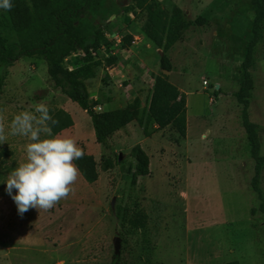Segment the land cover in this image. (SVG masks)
I'll list each match as a JSON object with an SVG mask.
<instances>
[{"label":"rangeland","instance_id":"1","mask_svg":"<svg viewBox=\"0 0 264 264\" xmlns=\"http://www.w3.org/2000/svg\"><path fill=\"white\" fill-rule=\"evenodd\" d=\"M156 1L168 12L180 9L192 22L165 53L173 71L168 81L186 101V136L177 143L170 115L161 126L133 121L110 138L121 159L115 163L110 157L111 165L105 169L100 159L104 151L95 142L89 116L53 88L43 60L21 57L9 67L0 65L4 76L0 116L6 129V139L0 141V264H264V211L259 209L264 204V170L259 197L250 187L254 162L241 126V105L232 96L251 38V0ZM135 12L112 16L102 24L108 44L98 56L88 60L77 50L66 58L65 66L88 74L86 90L90 99L99 94V111L112 109L102 106L107 92L115 93L110 98L123 100L136 90L143 122L152 79L162 73L158 59L162 52L142 34L145 12ZM0 18H6L3 9ZM0 35L10 46L16 43L10 27H1ZM124 35L137 37L136 45L121 48L122 41L117 44L115 37ZM133 53L145 66L133 61ZM110 56L127 58L117 88L103 72ZM248 71L253 80L248 119L257 126L264 156V21ZM142 76L145 83H140ZM127 85L134 89L125 91ZM41 102L68 112L73 126L58 134L72 136L93 157L98 180L87 184L79 174L73 192L52 209L30 208L21 216L5 181L24 162L29 141L8 134V125L16 114L34 111ZM135 145L148 157V174L131 184L135 162L130 150ZM133 210L146 213L144 231L133 233L123 221L124 213Z\"/></svg>","mask_w":264,"mask_h":264},{"label":"trees","instance_id":"2","mask_svg":"<svg viewBox=\"0 0 264 264\" xmlns=\"http://www.w3.org/2000/svg\"><path fill=\"white\" fill-rule=\"evenodd\" d=\"M12 3L13 8L5 11L6 18H0V28L10 27L15 35L16 43L10 46L0 35V65L9 67L21 57L43 60L53 88L58 89L89 116L95 142L104 151L100 159L105 169L111 165L110 157L115 163L118 162V155H115L112 149L110 138L133 121L144 126L150 122L161 126L166 115H170V125L176 134L174 142L177 143L185 138V94L171 85L167 76L159 73L153 77L151 94L143 111L142 122L139 118L141 101L138 97L133 98L121 108L94 111L98 101L90 99L86 90L84 80L87 79L88 74H79L76 68L69 70L65 66L66 58L77 50H83L88 60L92 59L88 51L98 56L101 48L108 44L102 24H105L112 16L117 18L127 13L136 15L137 9L146 14V21L142 27L143 36L162 52V55L158 56L161 69L170 71L165 53L192 23L183 11L173 7L171 12H168L159 7L156 0H128L125 6L114 0H12ZM251 7L254 11L251 38L243 52L239 87L232 96L241 105V126L245 133L249 156L254 162L250 187L260 197L258 184L261 172L264 170V156L260 154L257 126L249 121L247 109L253 87V80L248 69L253 64V51L260 40L264 5L261 0H251ZM89 16L100 25H94L88 19ZM121 41V48L127 49L132 36L124 35ZM115 62L114 56L108 57L105 61L107 66ZM3 85L4 76H0V92ZM50 115L58 121V124L53 127V135L73 126L70 115L62 109H50ZM130 156L135 162L131 184H135L137 177L148 174L149 161L139 145L131 148ZM74 163L87 184H93L98 180V169L92 156L84 153L83 157ZM259 209L264 211V204H260ZM123 221L133 233L144 231L147 215L143 210H133L124 213ZM221 264H238V262L230 261Z\"/></svg>","mask_w":264,"mask_h":264},{"label":"clouds","instance_id":"3","mask_svg":"<svg viewBox=\"0 0 264 264\" xmlns=\"http://www.w3.org/2000/svg\"><path fill=\"white\" fill-rule=\"evenodd\" d=\"M13 6L12 0H0V9L10 11ZM57 124L49 107L41 102L34 111L16 114L8 125V134L29 141L25 144L24 162L11 171L5 181L6 191L21 216L30 208L48 211L73 192L79 175L74 161L81 159L84 152L72 136L53 135ZM5 139V122L0 116V141ZM13 189L15 195H12Z\"/></svg>","mask_w":264,"mask_h":264},{"label":"crops","instance_id":"4","mask_svg":"<svg viewBox=\"0 0 264 264\" xmlns=\"http://www.w3.org/2000/svg\"><path fill=\"white\" fill-rule=\"evenodd\" d=\"M134 38V39H133ZM132 38V40H135V42L133 43L134 45H136L135 43H136V39H137V37L135 38V37H133ZM146 46H148V45H146ZM130 52V49H129V51H128V53ZM159 52V51H158ZM74 53V52H73ZM73 53H71L68 57H67V59H69L70 57H72V55H73ZM114 55V54H113ZM126 59L127 58H124V59H121V60H117L116 59V62L113 64V65H110V66H106L105 68H104V76L109 80V82H111V87H115V88H117V87H120L121 85L118 83V80H117V78H118V76H120V74H121V72H120V70H122V68H123V65L122 64H125L126 62ZM132 59H133V61H135V62H140L141 64V66L140 67H142V66H145V63H143V61H142V59L140 58V57H138V55L135 53H133L132 54ZM132 61V60H131ZM127 63H129V62H127ZM75 68V67H74ZM172 70H170V71H168V73L167 74H165V76L167 75V77H169L171 74H172ZM161 74H163V72L161 73ZM167 79H169V78H167ZM86 80V79H85ZM84 80V81H85ZM142 82H140V83H145V81H146V78H145V76H142V80H141ZM152 81H153V79H152ZM151 86H152V84H151ZM129 88H133L131 85H127L126 86V90L125 91H127ZM177 88V87H176ZM111 89H113V88H111ZM134 89V88H133ZM179 90V92H181V90L180 89H178ZM134 91V93H130V94H126V97L123 99V100H118L117 98H110V95H115V93L114 92H107V97H106V99H105V103H104V105H102V106H105V105H107V106H109V107H111L112 109H114V106H116V105H120V106H118L117 108H121V107H123L126 103H128L129 102V99H133V98H135V97H138L140 100H141V98H140V96H139V93L138 92H135L136 90H133ZM100 93V92H99ZM101 96V95H100ZM93 100H98L99 99V94L98 95H96V96H93V98H92ZM97 107H100V110H101V106H97ZM117 108H115V109H117ZM60 109H62V110H64L65 112H67L66 110H65V108H60ZM68 113V112H67ZM74 127H75V124H74Z\"/></svg>","mask_w":264,"mask_h":264},{"label":"built area","instance_id":"5","mask_svg":"<svg viewBox=\"0 0 264 264\" xmlns=\"http://www.w3.org/2000/svg\"><path fill=\"white\" fill-rule=\"evenodd\" d=\"M115 41L117 42V44H119L120 42H121V38H118L117 36L115 37ZM135 42V40H132L131 41V44H133ZM103 50V48L100 50V51H102ZM79 51V53H81V55H83L85 52L83 51V50H78ZM87 53H90L92 56H95L94 55V53H92V52H90V51H88ZM100 110V108L99 107H95L94 108V111H98V112H100L99 111Z\"/></svg>","mask_w":264,"mask_h":264},{"label":"water","instance_id":"6","mask_svg":"<svg viewBox=\"0 0 264 264\" xmlns=\"http://www.w3.org/2000/svg\"><path fill=\"white\" fill-rule=\"evenodd\" d=\"M124 1H126V0H124ZM124 3H122V5H123ZM123 6H125V5H123ZM162 72L163 73H165V74H167L168 73V71H165V70H162ZM216 88H217V86H216ZM121 159V156L120 155H118V161ZM116 247H117V243H116Z\"/></svg>","mask_w":264,"mask_h":264}]
</instances>
